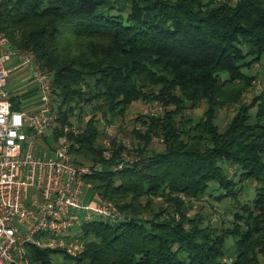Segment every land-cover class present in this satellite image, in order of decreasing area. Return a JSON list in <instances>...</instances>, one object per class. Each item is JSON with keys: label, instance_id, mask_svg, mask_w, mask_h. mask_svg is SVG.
<instances>
[{"label": "trees", "instance_id": "16d2710c", "mask_svg": "<svg viewBox=\"0 0 264 264\" xmlns=\"http://www.w3.org/2000/svg\"><path fill=\"white\" fill-rule=\"evenodd\" d=\"M0 32L52 75L53 103L60 101V128L52 138L72 125L64 105L86 103L106 122L123 120L133 102L155 101L164 110L138 117L136 145L127 151L112 140L107 160L94 144L99 131L93 118L68 137L74 162L92 169L85 182L94 200L110 201L125 213L115 225L82 226L85 244L75 264L264 260V97L255 100L253 118L250 106L240 104L223 130L215 123L218 109L239 101V94L231 99L224 88L249 86L242 69L264 56V0H0ZM203 102L197 120L185 116ZM155 138L162 150L151 147ZM124 151L134 160H124ZM223 162L236 168L238 182L256 185L252 208L240 205L242 189L224 173ZM212 182L222 191L218 201L234 200L245 214L234 212L232 228L203 226V216L190 218L178 199H197ZM154 196L168 205L144 218ZM57 252L27 246L32 264H51Z\"/></svg>", "mask_w": 264, "mask_h": 264}, {"label": "built area", "instance_id": "2783aa9c", "mask_svg": "<svg viewBox=\"0 0 264 264\" xmlns=\"http://www.w3.org/2000/svg\"><path fill=\"white\" fill-rule=\"evenodd\" d=\"M17 70H26L37 90L34 111L12 108L6 86ZM52 82L31 52L13 47L0 32V264H32L27 246L75 259L85 239L73 229L125 221L114 205L90 200L85 177L92 169L76 164L70 152L68 137L78 128L64 126L58 137L51 136L53 146L43 140L57 120Z\"/></svg>", "mask_w": 264, "mask_h": 264}, {"label": "rangeland", "instance_id": "374dc122", "mask_svg": "<svg viewBox=\"0 0 264 264\" xmlns=\"http://www.w3.org/2000/svg\"><path fill=\"white\" fill-rule=\"evenodd\" d=\"M217 3L222 2L223 0H214ZM249 61V59L246 60V62ZM242 72L245 74V76L249 79L251 78V84L249 86H245L244 83H234L229 84L227 87L224 88L225 93L233 99V95L239 94V101L238 103H226V105H223L220 109L216 111L215 114V123L219 127L220 130H223L224 127L231 121V119L235 116L238 108L240 107V104H243L244 106H250L249 114L251 118L254 117L255 113L258 111V103H256L255 100L264 97L263 90H264V56L261 57L259 61H254L250 63V67L243 68ZM20 70L13 71L8 79H7V86L6 90L9 94L10 101L12 103V108L14 110H21L19 109L21 106L20 99L21 96L19 94L20 90L25 88L28 85L27 80H22L20 77ZM29 75V74H28ZM232 95V97L230 96ZM60 101L57 103L59 104ZM58 104L54 103V110L57 112V106ZM91 105L93 107H98L99 104H97L96 100H93ZM73 106V108H71ZM64 105L62 108L63 110H66L68 113H70L69 121L72 125H74L76 128H78V133L81 132L82 126L86 124V121L89 118L94 119L95 126H97L99 135L97 136L95 140V146L97 150L101 151L102 156L107 160L110 159L112 156V152L109 151V148H111V141L115 140V142H120L122 144V147L125 148L127 151L132 150V146L134 147L136 144V141L133 138L132 130L134 128H139L140 122L137 120L140 116H147V115H162L163 114V108L160 106L159 103L153 101V102H133L129 109L125 112L123 120H115L113 122H106L102 119L100 111L98 109H94L93 113L89 110L90 106L86 103L79 104V105ZM22 107V106H21ZM206 109L205 103H201L199 107L195 110H187L185 111V116L187 114L191 115V117L194 118V120H197L203 113V111ZM26 111V110H24ZM58 115H56L57 118ZM60 123L57 122L53 126V128H60ZM77 134H72V136H75ZM52 130L49 129L45 133V141L53 146V140L51 138ZM44 140V139H43ZM69 142L71 143L70 139ZM151 147L155 150H162V144L161 141L157 138H155L152 143ZM127 151H124L122 153V157L124 160L127 161H133L134 158L130 155H126ZM50 156V152L48 154ZM116 165L113 166V168ZM221 168L224 171L225 174L228 175L229 178H233L234 181H236V188L241 187L240 193H238V200L240 205L244 203L245 205H248L249 208H252V201L255 198V184L251 183L249 181H245L244 183L238 182V177H235L234 174L236 172V168L233 166H229L227 163H222ZM87 183V182H86ZM90 186L91 184L87 183ZM260 185V184H257ZM87 192L88 195H90L91 199L94 200V197L91 191ZM222 191L218 188V185L215 182H212L209 184L208 189L206 190V193L202 195L201 197L197 199H188L184 197L183 195H179L178 199L182 201V205L187 208V215L191 218L197 213L201 214L204 218L203 226L207 225V223L217 229H228L232 228V217L235 211L238 212L240 216H245L244 212L241 209H238V204L234 202V200L231 199H222L218 201L215 197L218 196ZM152 203L147 208L151 210L150 212L143 213L144 218H150L152 217V211H156L158 208H166L167 202L162 199V197H150ZM103 202H109L110 204L114 205L110 201H103ZM140 206L144 207L145 205V199H140ZM115 206V205H114ZM116 207V206H115ZM117 209V208H116ZM117 211L122 214V216L125 217V213L120 212L118 209ZM174 218L177 220L178 216L177 214H174ZM82 231L81 229L75 228L72 232L75 234H79ZM219 232V231H218ZM232 243V239L230 238L228 240L227 248L228 252L230 249V245ZM224 262H230L229 255L224 259ZM51 264H75V260L72 258L67 257L63 253L57 252L51 255ZM260 264H264V260H260Z\"/></svg>", "mask_w": 264, "mask_h": 264}, {"label": "crops", "instance_id": "0c3cea01", "mask_svg": "<svg viewBox=\"0 0 264 264\" xmlns=\"http://www.w3.org/2000/svg\"><path fill=\"white\" fill-rule=\"evenodd\" d=\"M21 71V70H20ZM22 80H27L28 85L20 90L19 94L21 96L20 102L21 106L19 109L26 110V111H34L39 106V98L37 95V90L32 83V81L29 79V75L26 70H22L20 73V77Z\"/></svg>", "mask_w": 264, "mask_h": 264}]
</instances>
